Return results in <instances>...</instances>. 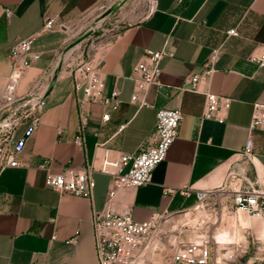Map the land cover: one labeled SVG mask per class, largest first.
I'll use <instances>...</instances> for the list:
<instances>
[{
	"label": "crops",
	"instance_id": "1",
	"mask_svg": "<svg viewBox=\"0 0 264 264\" xmlns=\"http://www.w3.org/2000/svg\"><path fill=\"white\" fill-rule=\"evenodd\" d=\"M102 1L0 0V93L7 87L11 49L19 39L37 34L47 19L55 17V28L38 38L42 59L20 78L17 93L23 95L57 64L71 39L58 26L77 20ZM8 9L11 16L6 14ZM231 28H237L239 35H228ZM215 47L221 48L215 71L198 84V92L186 89L190 88L186 79L204 72ZM146 49L166 50L170 55L161 63V86L153 85L147 92L152 105L141 107L131 100L135 88L131 75ZM261 51L264 0H156L144 17L122 23L113 39L94 55L106 76V93L120 90L122 104L117 111L101 104L89 106L83 147L74 141L79 122L77 94L63 66L40 124L21 154L29 167L0 173V264H98L92 216L104 207L110 177L94 173L96 187L89 200L47 187V170L39 165L47 161L54 172L84 168L97 160L99 143L115 151L138 153L156 142V114L161 108H179L183 119L178 139L154 169L151 182L119 193L118 202L129 204L135 219L160 213L168 216L165 223L174 221L175 214L194 203L193 197L179 192L184 186L218 188L222 203L231 201L234 186L252 184L264 189V129L254 133L253 153L248 157L244 152L253 104H264V68L248 57ZM207 91L232 99L226 122L201 118ZM106 112L111 119L105 122ZM166 186L176 191L167 194ZM232 214L236 215L234 226L218 234L212 231L224 244L221 247L236 245L241 239L238 225L249 224L243 213ZM260 231L264 234L263 224Z\"/></svg>",
	"mask_w": 264,
	"mask_h": 264
},
{
	"label": "built area",
	"instance_id": "2",
	"mask_svg": "<svg viewBox=\"0 0 264 264\" xmlns=\"http://www.w3.org/2000/svg\"><path fill=\"white\" fill-rule=\"evenodd\" d=\"M155 3L156 0H151V8ZM6 14L11 16L12 11L8 9ZM55 25V17L47 19L40 32L19 39L11 49L12 71L8 77L7 87L0 93V173L7 168L29 167L22 161L21 154L38 128L47 107L49 89L57 64L50 66L28 93L19 95L17 88L23 72L42 59L43 51L37 48L38 38L43 33L53 30ZM227 34L238 36L239 32L237 28H231ZM81 47L82 43H79L62 54L63 66L69 70L73 90L77 94L79 122L74 141L83 147L90 120L89 106L101 104L105 108L111 107L117 111L122 100L118 89H114L109 95L106 93V76L94 57H85L82 54L77 57V63L71 65L70 58ZM70 50L72 52L67 57ZM220 54V47L212 49L204 72L187 78L185 84L190 85V88L186 89L199 91L198 84L215 71V63ZM166 55H170L166 50L146 49L144 56L135 64L131 75L135 82L132 102L138 103L141 107L152 105L147 92L153 85L161 86L159 81L161 63ZM248 59L258 67L264 68V51L253 52ZM231 102L230 97L205 92V106L201 118L213 119L219 123L226 122ZM102 119L105 122L109 121L111 113H104ZM182 119L183 111L179 108L159 109L155 126L157 140L144 146L138 153L115 151L99 143L97 160L84 168L67 167L60 172H54L47 161L39 165V168L47 170L45 176L47 187L62 194L70 193L89 200L93 199L96 187L94 173L99 172L110 177L104 207L101 210H94L92 216L98 264H151L152 255L167 234L163 230V224L168 216L155 213L146 220H137L133 216L131 206L119 203L118 196L122 191L130 192L151 182L154 169L166 159L171 146L178 139ZM123 127L124 125L120 126ZM262 129L264 104L254 103L244 150L248 157L253 153L254 133ZM175 191L174 188L164 187L167 194ZM179 192L186 198H194L191 207L180 211L185 215L192 208L198 210L209 204H222L221 190L218 188L189 185L180 188ZM230 194L231 201H228L227 206L237 213L243 210L251 217L264 221V189L252 184L240 185L232 187ZM221 245L224 244L218 241L209 228L205 234L198 237V240L176 247L168 264H242L239 256L242 255L241 251H245L241 245L232 244L231 248ZM221 251L223 253L220 256Z\"/></svg>",
	"mask_w": 264,
	"mask_h": 264
},
{
	"label": "rangeland",
	"instance_id": "3",
	"mask_svg": "<svg viewBox=\"0 0 264 264\" xmlns=\"http://www.w3.org/2000/svg\"><path fill=\"white\" fill-rule=\"evenodd\" d=\"M120 2L123 3L107 14L112 6ZM150 8L151 0H103L96 8L83 12L77 20L58 26L59 29H62L63 26V29L72 35L62 51H66L70 44L81 39L82 47L70 58L71 65L74 66L77 63V57L82 54L85 57L93 58L113 39L122 23L141 19L149 12ZM227 205L228 202L217 205L209 204L198 210L192 208L188 211V217H185L184 212L175 214L174 221L163 224V230L167 234L152 255L151 264H168L176 247L196 240V236L205 234L209 228L211 232L214 230L218 234L225 228L234 226L236 215L232 214L234 210ZM241 213L250 221L246 227L238 225L241 239L235 243L240 244L245 251H241L242 255L239 256V259L242 264H247V262L264 264V234L261 235L260 231L264 221L250 218L243 210L238 212L239 215ZM222 253L223 251L220 256Z\"/></svg>",
	"mask_w": 264,
	"mask_h": 264
},
{
	"label": "water",
	"instance_id": "4",
	"mask_svg": "<svg viewBox=\"0 0 264 264\" xmlns=\"http://www.w3.org/2000/svg\"><path fill=\"white\" fill-rule=\"evenodd\" d=\"M121 3L115 5V6H112L108 11H107V14L111 13L113 10H115ZM106 14V15H107ZM81 43V39L79 40H76L75 42H73L72 44H70L67 48H73L74 46H76L77 44ZM65 52V51H64ZM64 55V54H63ZM63 55H61V58L60 60L57 62V66H56V69H55V73H54V77H53V80L51 82V86H50V89H49V93L52 91L53 87H54V84L58 78V74H59V71L61 70L62 66H63Z\"/></svg>",
	"mask_w": 264,
	"mask_h": 264
},
{
	"label": "bare ground",
	"instance_id": "5",
	"mask_svg": "<svg viewBox=\"0 0 264 264\" xmlns=\"http://www.w3.org/2000/svg\"><path fill=\"white\" fill-rule=\"evenodd\" d=\"M71 52H72V50H70V51L67 53V57L70 56ZM188 216H189V213H187V214L185 215V217H188ZM263 226H264V223H263ZM239 236H240V235H239ZM196 240H198V238H196Z\"/></svg>",
	"mask_w": 264,
	"mask_h": 264
}]
</instances>
